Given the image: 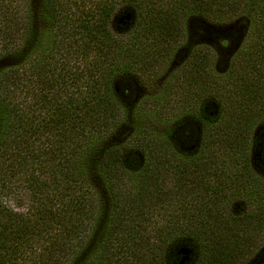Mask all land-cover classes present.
Wrapping results in <instances>:
<instances>
[{
  "label": "trees",
  "instance_id": "16d2710c",
  "mask_svg": "<svg viewBox=\"0 0 264 264\" xmlns=\"http://www.w3.org/2000/svg\"><path fill=\"white\" fill-rule=\"evenodd\" d=\"M124 3L138 14L130 39L110 29ZM230 16L245 21L221 27ZM247 21L257 39L227 77L233 94L216 87L218 113L200 109L194 118L202 146L213 142L243 158L244 182L242 167L230 182L251 190L255 207L226 212L225 195L215 190L205 195L211 208L178 209V148L193 127L167 129L165 146L147 137L137 145L141 156L102 146L122 107L113 75L133 67L124 53L150 37L157 50L170 46L184 23L214 48L222 68L233 69ZM196 63L194 77L202 76L204 57ZM263 119L264 0H0V264H178L174 245L182 238L191 250L187 264H264V179L249 157L250 134ZM218 172L203 170L200 182ZM165 173L170 184L161 180ZM21 189L30 197L22 211L10 203ZM183 194L191 204L194 197Z\"/></svg>",
  "mask_w": 264,
  "mask_h": 264
},
{
  "label": "rangeland",
  "instance_id": "374dc122",
  "mask_svg": "<svg viewBox=\"0 0 264 264\" xmlns=\"http://www.w3.org/2000/svg\"><path fill=\"white\" fill-rule=\"evenodd\" d=\"M244 11L240 13H246ZM227 19L232 22L225 20L227 23H219V25L226 27L234 25L235 21H239V23L245 21L243 19L233 21V16ZM137 20L138 14L135 5L124 3L113 15L110 29L116 36L127 38L135 28ZM245 29L238 50L231 55L230 62L231 65L232 62L234 64L232 65L233 69L231 67L229 70L222 68V64L218 61L219 55L213 52L214 48L207 42L193 38L188 32L187 24L184 23L180 35L175 41H170V46H163L157 50L151 45L150 37L144 41L145 47L134 48L124 53L122 61L133 65V67L130 66V70L116 72L113 75V84L122 107L118 112L119 122L105 134L101 140L102 146H120L125 158L132 154L141 156L137 145L140 142H145L147 137H153L154 143L165 146L167 142L162 133L167 132V129L171 128L174 131L183 125H192L193 127L192 139L187 144H181L178 153L183 157L198 153L199 159L194 164L190 163L187 158L179 157L178 163L181 171L179 189L182 196L176 205L178 209L183 207L204 210L211 208L212 205L209 200H206L205 195L215 190H219L222 196L225 195V198L223 196L224 202L220 207L226 212L235 214L243 209L255 207L256 201L250 196L251 190L233 188V184L230 182V179L234 180L232 175L236 176L241 167L243 171L238 177L244 182L243 158L237 152L230 153L228 152L230 150L222 149L223 146H214L213 142H210V146L209 144L202 146V127L194 118V114L200 109L209 116L218 113V105L212 94L216 87L225 90L223 91L225 94H233L231 82L227 80V77L236 73V69L240 71L239 65L251 54L253 43L257 39L255 22L247 23ZM42 53L40 47L37 48L36 58L40 59ZM198 56L204 57L206 67L202 76L194 77L193 72H196ZM229 57H224V60L227 61ZM134 60L143 63L139 64L141 68H134L136 66L133 63ZM136 126L139 127L137 131ZM142 130L153 134L152 136L151 134L148 136L147 133L143 135ZM250 135L251 168L254 175L261 180L264 179V159L260 156V148L264 139V119L256 123ZM192 163L200 174L191 173ZM212 166L216 167L219 172L215 176H206L207 178L200 182L202 171ZM161 180L165 184H170L173 177L165 173ZM186 190L194 197L191 204L184 198L183 193ZM10 203L20 211L26 210L30 203L28 191L21 189L10 199ZM185 242H187L186 238H182L174 245L178 264H187L190 260L191 250Z\"/></svg>",
  "mask_w": 264,
  "mask_h": 264
}]
</instances>
